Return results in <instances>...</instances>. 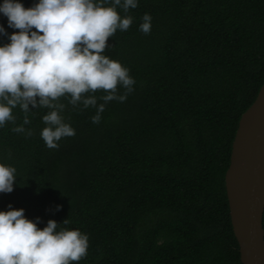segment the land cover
I'll list each match as a JSON object with an SVG mask.
<instances>
[{"label":"trees","instance_id":"trees-1","mask_svg":"<svg viewBox=\"0 0 264 264\" xmlns=\"http://www.w3.org/2000/svg\"><path fill=\"white\" fill-rule=\"evenodd\" d=\"M117 10L132 23L103 54L129 69L133 91L107 102L95 124L83 98L104 103L102 91L53 101L75 130L58 148L40 136L52 109L29 104L30 123L13 132L24 116L14 108L0 126V163L16 179L0 210L22 207L38 227L54 219L57 230L86 233L87 254L70 264H243L225 175L239 120L264 83V0H138ZM0 25L18 31L3 15Z\"/></svg>","mask_w":264,"mask_h":264},{"label":"clouds","instance_id":"clouds-1","mask_svg":"<svg viewBox=\"0 0 264 264\" xmlns=\"http://www.w3.org/2000/svg\"><path fill=\"white\" fill-rule=\"evenodd\" d=\"M138 0H34L25 7L22 0H0V15L7 25L18 31L0 34V126L14 120L12 110L19 106L23 122L12 129L18 132L29 124V104L52 109L42 115L45 126L40 136L48 148H58L62 137L75 130L60 115L57 98L70 94L71 102L81 100L82 93L104 94L97 105L95 96L83 98L85 108L95 106L91 121L99 123L107 102H123L133 91L135 80L120 61L104 55L107 38L117 29L126 31L130 15H121L137 7ZM139 30H151V16L145 13ZM124 89L117 91V86ZM37 97L39 101H37ZM30 133V130H29ZM16 169L0 163V193L13 190ZM60 205H57V209ZM24 215V209L0 210V264H70L87 254L88 237L79 229L60 228L48 219L43 227ZM68 224V220L63 221Z\"/></svg>","mask_w":264,"mask_h":264},{"label":"water","instance_id":"water-1","mask_svg":"<svg viewBox=\"0 0 264 264\" xmlns=\"http://www.w3.org/2000/svg\"><path fill=\"white\" fill-rule=\"evenodd\" d=\"M243 264H264V83L242 114L225 175Z\"/></svg>","mask_w":264,"mask_h":264}]
</instances>
